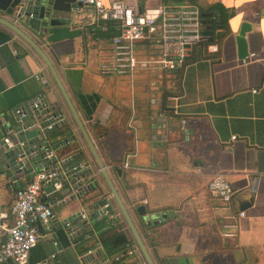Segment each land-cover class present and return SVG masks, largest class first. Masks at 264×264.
<instances>
[{"label":"crops","instance_id":"0c3cea01","mask_svg":"<svg viewBox=\"0 0 264 264\" xmlns=\"http://www.w3.org/2000/svg\"><path fill=\"white\" fill-rule=\"evenodd\" d=\"M162 1L167 0L147 4ZM190 1L220 28L207 37L213 43L196 47L186 66L175 71L140 67L134 78L101 74L98 46L109 43L117 27L112 22L111 32L109 20H95V11L78 10L77 4L74 25L81 36L46 52L156 264L178 257L191 264H264V0ZM222 12L229 14L227 24ZM245 21L252 24L246 34L249 56L240 60L236 36ZM39 97L48 107L33 111ZM17 109L29 116L21 119ZM43 120L54 125L42 141L55 150L56 164L33 153L31 160L40 161L34 169L59 166L63 175L82 162L89 167L81 174L83 188H76L69 174L61 190L48 189L55 214L40 223L41 238L29 263L143 264L139 253H127L133 237L49 67L0 24V204L5 207L35 171L7 169L11 150L1 146L3 138L21 137L24 126ZM218 174L235 190L232 204L209 190ZM96 181L101 193L86 195ZM111 198L118 209L108 213L104 204ZM137 205L160 222L149 226ZM241 210L246 215L236 217Z\"/></svg>","mask_w":264,"mask_h":264},{"label":"built area","instance_id":"2783aa9c","mask_svg":"<svg viewBox=\"0 0 264 264\" xmlns=\"http://www.w3.org/2000/svg\"><path fill=\"white\" fill-rule=\"evenodd\" d=\"M142 1L76 0L78 10L95 11V20L108 15L109 21L117 27V32L110 42L98 46L101 74L134 78L140 67L147 66L159 67L167 72L175 71L186 66L194 49L201 45L205 38L202 10L194 6V3L186 1L192 6L181 3L169 7L161 3L146 7ZM137 45H141L138 50ZM31 107L33 111H40L48 107V104L39 97L32 102ZM16 113L21 119L29 116V113L22 109H17ZM53 126V123H50L47 128L52 129ZM27 143V140L6 133L1 146L6 150L20 149L18 161H22ZM43 150L46 160L56 164L55 150L51 146H43ZM88 167L89 163L82 162L62 175L59 166L49 168L42 165L35 171L32 181L15 189V199L9 207L0 204V263L12 261L13 264H30V252L41 238L39 225L53 218L55 214L54 202L47 197L50 193L48 189L52 192L61 190L67 177L65 175L72 172L81 177ZM97 172L101 175L99 168ZM208 187L213 197L221 203H233L236 193L225 175L218 174L213 177ZM104 208L108 213L110 209H118L112 198L108 199ZM79 215L87 219L85 212ZM245 215L243 210L235 214L238 218ZM66 225L70 226L71 223L68 221ZM232 226L233 224H228L227 227L233 228ZM226 235H231V232H226ZM127 248L129 255L139 253L142 257L134 239L127 243ZM143 264H146L144 259Z\"/></svg>","mask_w":264,"mask_h":264},{"label":"water","instance_id":"95a60500","mask_svg":"<svg viewBox=\"0 0 264 264\" xmlns=\"http://www.w3.org/2000/svg\"><path fill=\"white\" fill-rule=\"evenodd\" d=\"M75 5L76 0H0V13L2 14L0 15V24L10 28L25 44L33 49L49 67L51 75L54 78L61 95L71 112L72 118L78 127L80 134L83 136L97 167L100 169V173L106 181L145 263L156 264L152 253L148 248L146 241L144 240V237L136 226V222L134 221L127 205L125 204L114 184L107 165L100 156V153L98 152V149L96 148L74 102L66 90L55 68V65L46 52L47 49H51L52 51V47L59 42L81 36V28L75 27L74 25ZM208 15L209 14L207 13H202V23L204 28L203 35L205 37H212L214 34V24L212 19H206ZM7 17H9V19ZM100 18L109 20L108 15L101 16ZM251 29L252 24L245 21L241 26L239 34L236 36L238 58L240 60H244L249 56L246 34ZM47 123L48 121L46 120H43L40 123L35 121L29 123L28 128L27 126L23 127L20 138L27 140L28 142L26 146V154L22 161H18V153L20 149H13L9 153L10 159L7 169L13 172V174L25 169H29V172H32L41 168L42 165L37 170L34 169L37 168L40 161L31 160V156L33 153H36L37 155L41 153L42 157H45L43 146L49 145L47 142L42 140L44 139L45 135L50 133V131L47 129ZM34 138H37V141H33ZM30 147H32V152L29 150ZM1 155L2 154L0 153V160H3ZM69 174L73 177L72 182L76 188L78 187V189H81L82 187L80 188V186L83 184L82 178L78 177V175L72 172ZM136 208L137 212L144 218L149 226L160 222L155 221L158 215L147 213L145 205H137ZM165 264L191 263L185 258L178 257L173 261L166 259Z\"/></svg>","mask_w":264,"mask_h":264},{"label":"trees","instance_id":"16d2710c","mask_svg":"<svg viewBox=\"0 0 264 264\" xmlns=\"http://www.w3.org/2000/svg\"><path fill=\"white\" fill-rule=\"evenodd\" d=\"M222 16H223V18H224V22L227 24L229 14L227 15V14H224V13L222 12ZM108 24H109L108 29L112 32V29H113L112 21H109ZM109 30H108V31H109ZM113 30H114V29H113ZM228 33H230V29L226 27V34H228ZM211 43H213V42H211V41L209 40V38H207V37H205V38L202 40V42H201V44H202L203 46H205V47H208ZM101 190H102V187H101L100 182H97V181H96V184H95L94 186H92V188L88 191V193H86V195H88V194H90V193H93V194H95V195H98V194L101 193ZM87 199H88V197L86 198V200H87ZM122 234L125 236L124 239L127 240V237H128L127 232L122 233ZM122 234H120V235H122ZM115 236H116V235H115Z\"/></svg>","mask_w":264,"mask_h":264},{"label":"rangeland","instance_id":"374dc122","mask_svg":"<svg viewBox=\"0 0 264 264\" xmlns=\"http://www.w3.org/2000/svg\"><path fill=\"white\" fill-rule=\"evenodd\" d=\"M186 1H189V2H191L190 0H181V1H172V0H167V1H162V4H164V5H167V6H169V7H175V6H178V5H180L181 3V5H186V6H192V5H190L189 3H187ZM147 2H148V0H144L143 2H142V4L144 5V6H154V5H149V4H147ZM157 5H159V4H157ZM194 6H196L197 7V5H194ZM200 8V7H199ZM94 30H96L95 28H94ZM141 48V45H137V50L138 49H140ZM141 56H140V54H139V57L138 58H140ZM146 68H148L149 70H151L150 71V73L152 72V73H154V72H156V73H163V70L161 69V68H159V67H154V66H150V67H146ZM157 70V71H156Z\"/></svg>","mask_w":264,"mask_h":264},{"label":"flooded vegetation","instance_id":"af4514ba","mask_svg":"<svg viewBox=\"0 0 264 264\" xmlns=\"http://www.w3.org/2000/svg\"><path fill=\"white\" fill-rule=\"evenodd\" d=\"M213 24H214V33H216L215 31H217V28H219V25L217 24V20L214 19Z\"/></svg>","mask_w":264,"mask_h":264}]
</instances>
